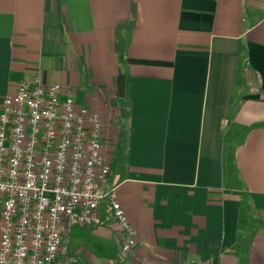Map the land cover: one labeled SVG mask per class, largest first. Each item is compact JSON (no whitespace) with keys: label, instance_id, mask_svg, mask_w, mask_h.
<instances>
[{"label":"crops","instance_id":"1","mask_svg":"<svg viewBox=\"0 0 264 264\" xmlns=\"http://www.w3.org/2000/svg\"><path fill=\"white\" fill-rule=\"evenodd\" d=\"M34 74L100 113L136 234L73 223L71 264H264V0H0V106Z\"/></svg>","mask_w":264,"mask_h":264},{"label":"built area","instance_id":"2","mask_svg":"<svg viewBox=\"0 0 264 264\" xmlns=\"http://www.w3.org/2000/svg\"><path fill=\"white\" fill-rule=\"evenodd\" d=\"M100 113L74 90L34 74L0 106V264H71L70 225L93 227L110 214L122 251L134 228L109 182Z\"/></svg>","mask_w":264,"mask_h":264},{"label":"water","instance_id":"3","mask_svg":"<svg viewBox=\"0 0 264 264\" xmlns=\"http://www.w3.org/2000/svg\"><path fill=\"white\" fill-rule=\"evenodd\" d=\"M123 92H124L123 77L121 76V74H119L117 77V95H123Z\"/></svg>","mask_w":264,"mask_h":264}]
</instances>
